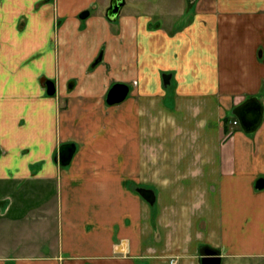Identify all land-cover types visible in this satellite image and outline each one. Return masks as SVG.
<instances>
[{"label":"crops","instance_id":"crops-1","mask_svg":"<svg viewBox=\"0 0 264 264\" xmlns=\"http://www.w3.org/2000/svg\"><path fill=\"white\" fill-rule=\"evenodd\" d=\"M109 3L0 0V264H264V0Z\"/></svg>","mask_w":264,"mask_h":264},{"label":"water","instance_id":"water-1","mask_svg":"<svg viewBox=\"0 0 264 264\" xmlns=\"http://www.w3.org/2000/svg\"><path fill=\"white\" fill-rule=\"evenodd\" d=\"M194 0H188L192 3ZM124 5V0H110L109 6L105 11V16L109 21H115L118 17L122 7ZM89 14V11H83L79 14L80 19H85ZM170 74H162V84L164 87L170 85ZM46 94L49 96L54 95L55 88L52 81H47L45 83ZM129 92V88L126 84L115 83L107 91L105 97V103L107 105H114L121 103L125 100ZM232 115L237 118L239 127L247 134L253 133L262 120V106L256 97H250L246 99L241 104L237 105L232 110ZM75 151V145L72 143L60 145L58 149V157H55V161H58L61 166H67L72 158ZM258 181L256 184L257 188H261L263 184ZM136 192L149 204L154 203V193L145 188H136ZM201 264H220V257L217 251L210 248H202L201 251Z\"/></svg>","mask_w":264,"mask_h":264},{"label":"rangeland","instance_id":"rangeland-1","mask_svg":"<svg viewBox=\"0 0 264 264\" xmlns=\"http://www.w3.org/2000/svg\"><path fill=\"white\" fill-rule=\"evenodd\" d=\"M165 0H151V2H152V4H151V8H152V10L154 11V10H159L160 8H162L161 6H163V3L162 2H164ZM48 3V2H47ZM46 3V4H47ZM54 216V215H53ZM55 219H56V217H54ZM54 218H52V222H53V226H54ZM25 222V221H24ZM29 222H31V220H29ZM29 227V226H28ZM55 227V226H54ZM51 228V227H50ZM29 229H31V227H29ZM15 232H13V230H7L6 232H5V236L6 237H8L9 239H11V238H13V235L15 236ZM31 234L32 235H35V234H37L34 230L33 231H31ZM49 234H51V233H49ZM7 238V239H8ZM18 237H16L15 239H17ZM8 239V240H9ZM30 240L29 238H24V239H22L21 241H17V243L18 244H21V243H23V242H25V240ZM14 242H15V240L13 239V240H10L9 241V245H13L14 244Z\"/></svg>","mask_w":264,"mask_h":264},{"label":"trees","instance_id":"trees-1","mask_svg":"<svg viewBox=\"0 0 264 264\" xmlns=\"http://www.w3.org/2000/svg\"><path fill=\"white\" fill-rule=\"evenodd\" d=\"M235 107H236V106H235ZM235 107H234V108H235ZM234 108H233V109H234ZM231 120H232V121H234V120L237 121V118H236L234 115H231ZM225 123L227 124V120H225ZM237 123H238V121H237ZM238 126H239V124H238ZM205 248H207V247H204L203 249H205Z\"/></svg>","mask_w":264,"mask_h":264},{"label":"built area","instance_id":"built-area-1","mask_svg":"<svg viewBox=\"0 0 264 264\" xmlns=\"http://www.w3.org/2000/svg\"><path fill=\"white\" fill-rule=\"evenodd\" d=\"M232 124H233V125H237V121L234 120V121L232 122Z\"/></svg>","mask_w":264,"mask_h":264},{"label":"flooded vegetation","instance_id":"flooded-vegetation-1","mask_svg":"<svg viewBox=\"0 0 264 264\" xmlns=\"http://www.w3.org/2000/svg\"><path fill=\"white\" fill-rule=\"evenodd\" d=\"M56 155H57V157H58V153H57Z\"/></svg>","mask_w":264,"mask_h":264}]
</instances>
